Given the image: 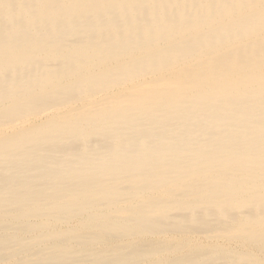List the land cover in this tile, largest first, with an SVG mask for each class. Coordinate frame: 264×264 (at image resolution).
Here are the masks:
<instances>
[{"label": "bare ground", "instance_id": "6f19581e", "mask_svg": "<svg viewBox=\"0 0 264 264\" xmlns=\"http://www.w3.org/2000/svg\"><path fill=\"white\" fill-rule=\"evenodd\" d=\"M0 264H264V0H0Z\"/></svg>", "mask_w": 264, "mask_h": 264}]
</instances>
